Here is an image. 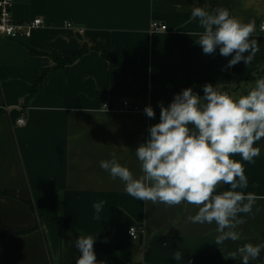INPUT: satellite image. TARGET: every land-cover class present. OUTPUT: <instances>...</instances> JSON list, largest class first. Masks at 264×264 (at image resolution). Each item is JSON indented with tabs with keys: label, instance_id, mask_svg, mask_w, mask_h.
Listing matches in <instances>:
<instances>
[{
	"label": "crops",
	"instance_id": "1",
	"mask_svg": "<svg viewBox=\"0 0 264 264\" xmlns=\"http://www.w3.org/2000/svg\"><path fill=\"white\" fill-rule=\"evenodd\" d=\"M14 19L44 21L30 38L0 37V264H76L80 235L96 237L97 264H231L227 258L246 243H264V199L246 223L235 230L240 239L216 245L215 222L192 223L195 205L153 204L129 196L119 178L100 167L117 161L142 175L136 149L150 138L149 122H160V105L191 88L204 96L211 84L238 99L264 78V0H14ZM226 8L243 23L255 20L259 50L251 63L229 67L232 55L204 54L197 44L204 29L192 9ZM158 22L167 31L152 33ZM67 24H71L68 28ZM103 45L127 69H136L148 86L145 100L126 97V81L97 51L60 67L83 46ZM249 53L245 52L247 56ZM141 113L104 110L123 101ZM19 118L25 126L16 124ZM254 163L241 162L248 187L237 189L264 196V138ZM230 190L222 185L216 190ZM105 201L97 214L94 202ZM259 209V211H257ZM141 230L131 240L128 229ZM6 234H13L4 237ZM183 254L181 261L172 256ZM259 258L264 264V249Z\"/></svg>",
	"mask_w": 264,
	"mask_h": 264
},
{
	"label": "clouds",
	"instance_id": "2",
	"mask_svg": "<svg viewBox=\"0 0 264 264\" xmlns=\"http://www.w3.org/2000/svg\"><path fill=\"white\" fill-rule=\"evenodd\" d=\"M207 9V4L192 9L191 18H198L204 31L188 33L199 36L197 44L203 53L213 54L219 46L224 57L234 53L229 67L241 61L251 63L259 50L252 38L255 20L243 23L226 8ZM245 52L249 54L245 56ZM203 92L200 97L186 88L175 95L168 107L160 105V122L150 127V138L135 151L141 165L140 177L135 178L129 168L122 166L115 153L111 159L101 160L100 167L112 179L124 182L126 193L138 200L166 206L183 202L197 206V214L189 220L200 224L215 222L218 246L240 239L235 229L246 220L239 214L254 215L256 201L264 199L252 192L237 191L248 187V178L244 165L232 159L239 154L243 161L254 163L260 155L261 149L254 145L264 138V78L257 79L255 87L238 99L211 84H205ZM144 111L149 118L155 117L151 106ZM222 185H229L230 190L217 194ZM104 204L100 200L92 207L99 214ZM95 239L79 236L76 264H97ZM262 249L264 243H246L229 252L227 258L236 259L239 254L242 264H249L259 258ZM172 257L181 261L183 254L177 251Z\"/></svg>",
	"mask_w": 264,
	"mask_h": 264
},
{
	"label": "built area",
	"instance_id": "3",
	"mask_svg": "<svg viewBox=\"0 0 264 264\" xmlns=\"http://www.w3.org/2000/svg\"><path fill=\"white\" fill-rule=\"evenodd\" d=\"M14 0H0V37L8 38L12 40H18L21 38H30L35 29L41 28L44 25V21L41 18L34 19L29 22H17L14 19ZM68 28L71 24H67ZM150 31L152 33H160L167 31V26L154 22L150 26ZM261 31L264 32V19L261 24ZM123 104L119 108H110L108 105H104L103 109L107 111H122L131 113H141L146 118L150 119L145 111L141 109L138 105H133L129 101H123ZM16 124L20 127L26 125V120L24 118H19ZM153 126L149 122V128ZM128 236L133 241L140 239L141 230L137 226H132L128 229Z\"/></svg>",
	"mask_w": 264,
	"mask_h": 264
},
{
	"label": "trees",
	"instance_id": "4",
	"mask_svg": "<svg viewBox=\"0 0 264 264\" xmlns=\"http://www.w3.org/2000/svg\"><path fill=\"white\" fill-rule=\"evenodd\" d=\"M92 50L99 52L102 58H105L109 62L111 70L119 72L120 76L126 81V89L124 90V95L126 97H134L139 100H145L147 98L149 89L142 75L136 69H127L124 63L116 58L113 53L103 45L94 46L92 48L86 45L83 46L72 58L60 61V67L75 62L79 57H82ZM132 104L137 105L136 103ZM11 235L13 234H6L4 237H9ZM231 264H242V260L239 262H231ZM249 264H262V261L260 258H257L256 260H250Z\"/></svg>",
	"mask_w": 264,
	"mask_h": 264
}]
</instances>
